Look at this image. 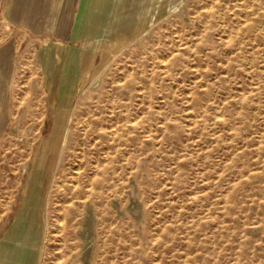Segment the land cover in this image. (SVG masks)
<instances>
[{
  "label": "rangeland",
  "instance_id": "rangeland-1",
  "mask_svg": "<svg viewBox=\"0 0 264 264\" xmlns=\"http://www.w3.org/2000/svg\"><path fill=\"white\" fill-rule=\"evenodd\" d=\"M65 8L91 68L45 121L39 88L53 94L64 46L16 29V127L0 144L10 234L35 264H264V0Z\"/></svg>",
  "mask_w": 264,
  "mask_h": 264
},
{
  "label": "crops",
  "instance_id": "crops-1",
  "mask_svg": "<svg viewBox=\"0 0 264 264\" xmlns=\"http://www.w3.org/2000/svg\"><path fill=\"white\" fill-rule=\"evenodd\" d=\"M56 0H0V16L6 21V28L0 31V144L1 139L9 132L14 131L12 123V104L14 101L15 87L13 75L15 62L19 49V35L16 29H26L32 34H47L46 38H55L64 46L61 62L55 69L58 70L54 82V92L50 94L49 87L44 83L40 91H44V111L41 116L44 120L49 116L51 108L57 106L66 111L79 90L87 81L90 72V64L85 61L89 57L84 49L77 48V35L74 32L75 17H69L66 7L67 0H59V8L55 21L50 30L48 23L51 16L53 3ZM78 6H75L77 10ZM66 10V12H65ZM71 18V20H70ZM7 31V34L5 32ZM77 33V32H76ZM55 42V43H56ZM23 70H32L25 67ZM39 70H53L40 68ZM32 89V84H26L20 91V98L27 97V91ZM22 101V100H21ZM18 107L20 118L25 115L24 101ZM51 106V107H50ZM43 114V115H42ZM45 121V120H44ZM1 154V146H0ZM1 173V170H0ZM17 194L4 196L0 199V264H35V249L30 246L24 237L13 236L10 231L13 220L17 217Z\"/></svg>",
  "mask_w": 264,
  "mask_h": 264
}]
</instances>
